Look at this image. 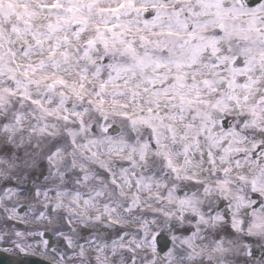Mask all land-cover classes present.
Returning <instances> with one entry per match:
<instances>
[{"label": "clouds", "instance_id": "1", "mask_svg": "<svg viewBox=\"0 0 264 264\" xmlns=\"http://www.w3.org/2000/svg\"><path fill=\"white\" fill-rule=\"evenodd\" d=\"M0 264H264V0H0Z\"/></svg>", "mask_w": 264, "mask_h": 264}]
</instances>
